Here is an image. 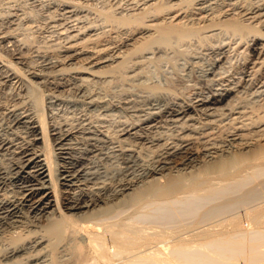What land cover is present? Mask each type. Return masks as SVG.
<instances>
[{
  "label": "bare ground",
  "instance_id": "1",
  "mask_svg": "<svg viewBox=\"0 0 264 264\" xmlns=\"http://www.w3.org/2000/svg\"><path fill=\"white\" fill-rule=\"evenodd\" d=\"M12 1L0 264H264V0Z\"/></svg>",
  "mask_w": 264,
  "mask_h": 264
},
{
  "label": "rangeland",
  "instance_id": "2",
  "mask_svg": "<svg viewBox=\"0 0 264 264\" xmlns=\"http://www.w3.org/2000/svg\"><path fill=\"white\" fill-rule=\"evenodd\" d=\"M12 1V0H11ZM19 1H21V2H24V1H22V0H19ZM18 0H14V2H19ZM13 2V1H12ZM40 27V26H39ZM41 31H42V33L43 34H45V33H47L46 32V27H43L42 25H41ZM43 28V29H42ZM45 30V31H44ZM243 218V219H242ZM240 220L239 221H241V224L244 226V225H246V223H247V219L244 217V216H241L240 218H239ZM245 219V220H244ZM224 222V220L221 218V219H216V221L214 222V224H218V223H223ZM259 225V224H258ZM219 226V225H218ZM218 226H216L217 228H220V226L218 227Z\"/></svg>",
  "mask_w": 264,
  "mask_h": 264
}]
</instances>
